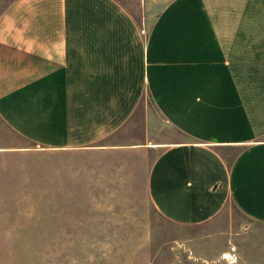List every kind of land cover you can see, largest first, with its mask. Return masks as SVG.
<instances>
[{"label": "crops", "instance_id": "1", "mask_svg": "<svg viewBox=\"0 0 264 264\" xmlns=\"http://www.w3.org/2000/svg\"><path fill=\"white\" fill-rule=\"evenodd\" d=\"M134 1L0 0V152L128 168L152 154L144 187L165 220L197 227L231 206L264 223V0H166L154 14ZM156 113L178 138H149ZM72 165L55 163L53 181H73Z\"/></svg>", "mask_w": 264, "mask_h": 264}, {"label": "rangeland", "instance_id": "2", "mask_svg": "<svg viewBox=\"0 0 264 264\" xmlns=\"http://www.w3.org/2000/svg\"><path fill=\"white\" fill-rule=\"evenodd\" d=\"M124 1L135 10L134 0ZM165 1L154 0L148 13ZM154 118L149 138H178ZM138 136L132 130L126 140ZM8 140L0 128V145ZM139 157L128 168L100 155L0 152V193L8 195L0 197V264H264V223L234 207L197 227L162 218L144 187L150 157ZM59 162L76 173L71 182L62 174L61 187L52 175Z\"/></svg>", "mask_w": 264, "mask_h": 264}, {"label": "bare ground", "instance_id": "3", "mask_svg": "<svg viewBox=\"0 0 264 264\" xmlns=\"http://www.w3.org/2000/svg\"><path fill=\"white\" fill-rule=\"evenodd\" d=\"M223 257H229V253H227V252H225L224 254H223Z\"/></svg>", "mask_w": 264, "mask_h": 264}]
</instances>
